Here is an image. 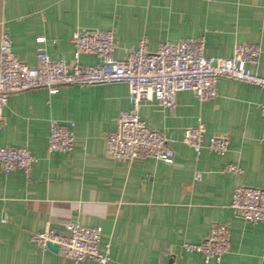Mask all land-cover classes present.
I'll use <instances>...</instances> for the list:
<instances>
[{"label": "crops", "instance_id": "1", "mask_svg": "<svg viewBox=\"0 0 264 264\" xmlns=\"http://www.w3.org/2000/svg\"><path fill=\"white\" fill-rule=\"evenodd\" d=\"M0 21L17 57L36 67L43 46L52 60L72 62L75 32L111 31L115 57L144 43L154 53L165 43L204 38V55L225 59L238 44L256 43L261 55L251 70L264 78V0H0ZM38 38H45L43 45ZM86 66L101 63L82 55ZM216 98L199 102L178 92L172 111L149 102L141 118L162 133L174 151L172 164L139 157L132 162L107 155V136L119 114L131 108L126 84L63 86L57 94L38 88L13 94L4 109L0 146L29 148L37 158L29 175L0 172V264H75L31 236L47 229L67 234L68 223L103 230L100 252L107 264H205L182 244H198L213 223L227 225L230 249L219 264L264 262V224H245L230 207L238 186L264 188V121L258 105L264 91L221 79ZM75 124L70 154L48 151L50 122ZM205 126L229 139L228 152L199 155L186 145V128ZM238 166V175L223 173ZM195 173L201 174L194 181ZM80 264H99L85 260ZM208 264H216L211 261Z\"/></svg>", "mask_w": 264, "mask_h": 264}, {"label": "built area", "instance_id": "2", "mask_svg": "<svg viewBox=\"0 0 264 264\" xmlns=\"http://www.w3.org/2000/svg\"><path fill=\"white\" fill-rule=\"evenodd\" d=\"M209 2L211 0H202ZM43 45L45 38H38ZM72 43L74 58L52 60L43 46L37 50V66L22 62L13 51L12 39L5 22L0 21V133L5 120L4 109L13 94L44 88L57 94L63 86L90 87L97 85L126 84L129 88L131 108L119 114L115 131L107 136V155L113 160L132 162L139 157L172 164L174 151L167 138L152 130L141 118L144 104L157 102L172 111L178 92H191L199 102L216 98V84L221 79L242 82L264 91V78L254 74L251 67L261 55L256 43L238 44L233 54L225 59L204 55V38H192L176 43H165L157 52H147L142 42L130 48L123 59L115 57L116 40L111 31L79 29ZM82 55H94L101 61L95 66L81 62ZM264 121V102L258 105ZM75 124L52 120L48 136L51 154H70L75 148ZM203 123L183 131V142L196 155L205 149L223 157L228 152L229 139L213 135L205 140ZM37 158L27 147L0 146V172L9 176L15 170L29 175ZM223 173L238 175L242 170L232 164L224 165ZM201 179L195 173L194 181ZM230 207L245 224H264V188L238 186L233 190ZM67 234L61 235L49 229L35 233L31 241L42 251H49L48 244L58 245L57 254L75 264L92 260L107 264L111 260L110 247L100 252L103 230L78 223L66 225ZM181 249L187 253H199L205 264H219L229 252L230 233L227 225L213 223L207 236L198 244L184 243ZM261 264H264L261 263Z\"/></svg>", "mask_w": 264, "mask_h": 264}, {"label": "water", "instance_id": "3", "mask_svg": "<svg viewBox=\"0 0 264 264\" xmlns=\"http://www.w3.org/2000/svg\"><path fill=\"white\" fill-rule=\"evenodd\" d=\"M48 247H49V249H50L51 251L56 252V253L58 252V245L49 243V244H48ZM168 261H169V257L166 256V257L163 259V264H167Z\"/></svg>", "mask_w": 264, "mask_h": 264}]
</instances>
